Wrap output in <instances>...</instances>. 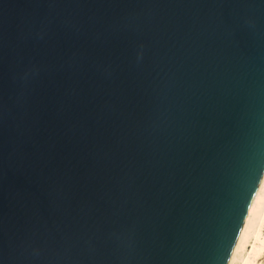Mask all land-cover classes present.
Instances as JSON below:
<instances>
[{"label":"water","instance_id":"water-1","mask_svg":"<svg viewBox=\"0 0 264 264\" xmlns=\"http://www.w3.org/2000/svg\"><path fill=\"white\" fill-rule=\"evenodd\" d=\"M264 178V0H0V264H229Z\"/></svg>","mask_w":264,"mask_h":264},{"label":"bare ground","instance_id":"bare-ground-1","mask_svg":"<svg viewBox=\"0 0 264 264\" xmlns=\"http://www.w3.org/2000/svg\"><path fill=\"white\" fill-rule=\"evenodd\" d=\"M264 253V178L229 264H258Z\"/></svg>","mask_w":264,"mask_h":264},{"label":"rangeland","instance_id":"rangeland-1","mask_svg":"<svg viewBox=\"0 0 264 264\" xmlns=\"http://www.w3.org/2000/svg\"><path fill=\"white\" fill-rule=\"evenodd\" d=\"M258 264H264V253L259 257Z\"/></svg>","mask_w":264,"mask_h":264}]
</instances>
